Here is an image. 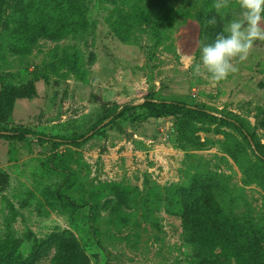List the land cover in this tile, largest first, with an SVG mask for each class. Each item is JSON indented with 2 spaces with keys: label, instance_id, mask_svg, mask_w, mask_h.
<instances>
[{
  "label": "rangeland",
  "instance_id": "374dc122",
  "mask_svg": "<svg viewBox=\"0 0 264 264\" xmlns=\"http://www.w3.org/2000/svg\"><path fill=\"white\" fill-rule=\"evenodd\" d=\"M31 1L0 3V129L77 136L153 95L238 118L264 148V42L214 85L185 61L238 0L224 18L214 0H69L78 25L30 32L25 48L15 35ZM135 117L78 147L0 139V264H198L177 200L186 209L180 191L198 186L264 248V161L241 135Z\"/></svg>",
  "mask_w": 264,
  "mask_h": 264
},
{
  "label": "trees",
  "instance_id": "16d2710c",
  "mask_svg": "<svg viewBox=\"0 0 264 264\" xmlns=\"http://www.w3.org/2000/svg\"><path fill=\"white\" fill-rule=\"evenodd\" d=\"M5 0H0L2 3ZM78 13L69 0H32L29 7L22 12L21 22L16 29L15 39L18 46H26L32 39L30 32L38 34H62L68 28L78 25ZM69 26V27H68ZM49 30V31H48ZM17 37V38H16ZM132 114L138 120L145 115L160 119L173 115H185L186 118L201 121H220L235 129L249 144L258 158L264 161V148L257 142L247 125L240 119L223 116L220 119L211 111L190 105L180 100L157 99L151 95L141 103H127L114 111L109 123H98L84 134L77 136H51L23 128L0 129V139L25 141L34 139L41 143H50L57 147L81 146L100 135L103 130L119 119H126ZM103 125V126H102ZM181 198L191 197L188 207L177 198L181 206L180 214L186 220V232L197 255L198 264H264V248L247 230L241 229L229 221L221 212L211 188L200 186L180 191Z\"/></svg>",
  "mask_w": 264,
  "mask_h": 264
},
{
  "label": "clouds",
  "instance_id": "9594fccd",
  "mask_svg": "<svg viewBox=\"0 0 264 264\" xmlns=\"http://www.w3.org/2000/svg\"><path fill=\"white\" fill-rule=\"evenodd\" d=\"M231 0H214L213 8L221 18L227 16ZM238 15L227 19L222 30L210 42L202 41L198 59L185 57L193 77L206 75L214 85L239 71L255 44L264 42V0H238ZM216 24V18L208 21Z\"/></svg>",
  "mask_w": 264,
  "mask_h": 264
},
{
  "label": "water",
  "instance_id": "95a60500",
  "mask_svg": "<svg viewBox=\"0 0 264 264\" xmlns=\"http://www.w3.org/2000/svg\"><path fill=\"white\" fill-rule=\"evenodd\" d=\"M109 121H110V119L107 120L106 122H104L103 125H106ZM103 125H102V126H103Z\"/></svg>",
  "mask_w": 264,
  "mask_h": 264
}]
</instances>
